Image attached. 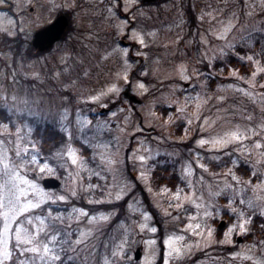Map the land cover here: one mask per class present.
I'll use <instances>...</instances> for the list:
<instances>
[{"label": "rangeland", "instance_id": "rangeland-1", "mask_svg": "<svg viewBox=\"0 0 264 264\" xmlns=\"http://www.w3.org/2000/svg\"><path fill=\"white\" fill-rule=\"evenodd\" d=\"M191 2L197 20L193 27L188 0H0V42L6 35H20L28 46L35 31L59 14L70 18L65 38L41 55L16 58L0 44L4 60L0 61V196L7 204L12 192L22 212L31 200L35 202L37 190L43 189L59 206L55 209L52 201L45 200L38 209L17 212L11 222L13 259L9 264L34 255L15 250V229L35 232V218L47 216L49 210L53 216L62 214L64 225L58 230L68 233L60 245L63 251L57 253L58 264H105L106 260L108 264H155L161 253L163 264L166 259L168 264H264V0ZM229 24L230 30L218 35ZM135 33L144 35V44ZM232 55L243 59L248 70L231 63ZM181 65L190 79H183ZM140 83L147 91L139 88ZM113 85L118 91H110ZM125 91L140 102L131 101ZM85 118L90 123L83 124ZM47 122L66 132L68 140L55 155L41 159L31 133L37 124ZM236 126L245 139L223 148L198 143ZM141 155L146 157L144 162L138 159ZM102 156L114 161L111 170ZM189 163L193 171L186 179L182 168ZM45 164L51 171L42 169ZM160 164H169L177 174L174 185L154 183L153 171ZM46 177H56L62 185L46 189ZM134 177L159 211L165 226L162 244L156 218ZM121 186H126L125 194L117 200ZM20 191L23 201H19ZM212 192L220 194L212 197ZM130 193L119 219L108 227L118 210L100 204L120 202ZM59 196L66 200H58ZM82 198L95 206L93 210L77 203ZM249 200L256 206L249 205ZM177 203L182 207L177 208ZM129 204L140 211L134 212ZM196 204L213 205L208 209L213 215L205 218L204 208L197 210ZM73 208L86 209L89 217L112 215L102 224L83 216L76 220L70 215ZM144 211L150 219L141 230ZM222 219L227 224L219 236L217 222ZM240 219L247 220V230L241 233L237 228L230 243H221ZM152 227L157 231L152 232ZM207 228L212 229L210 241ZM89 231L87 239L77 244L80 233ZM181 236L171 246L187 245L189 250L169 257L165 241ZM237 236L249 239L237 242ZM39 241L46 243L43 234ZM137 248L142 250L139 260L135 259ZM31 264H41L38 255Z\"/></svg>", "mask_w": 264, "mask_h": 264}, {"label": "snow or ice", "instance_id": "snow-or-ice-1", "mask_svg": "<svg viewBox=\"0 0 264 264\" xmlns=\"http://www.w3.org/2000/svg\"><path fill=\"white\" fill-rule=\"evenodd\" d=\"M231 28V25L229 24V26L227 28H225L222 32L218 33V35L223 36L226 32H228ZM135 35L139 38V42L141 44H144V35L141 33H135ZM151 35V33L149 34ZM229 48L232 47L231 44L227 45ZM221 53H223V49L219 50ZM124 54L127 55V49L123 50ZM215 55V54H214ZM213 56H210L209 59H213ZM249 60L252 59V57H248ZM125 64H127V60H125ZM180 72L183 76V79L188 80L191 77H189L188 75H185V69L184 66L181 65L180 67ZM256 73H253V76H255ZM125 79H127V73H125ZM243 79V78H241ZM232 87V86H229ZM139 88L143 89L144 91H147V88L145 87V85L143 83L139 84ZM110 91H118V89L116 88L115 85L112 86V88L110 89ZM240 91L245 92V95H251V93H248L245 89H240ZM90 99L92 100H96L98 99V97L96 96H92L90 97ZM221 99H223V97H221ZM199 106V105H198ZM179 111H183V109H179ZM115 115V114H113ZM83 124H87L90 123V121H88L86 118L84 119V121L82 122ZM188 123H191V120L188 121ZM242 139H245V137L242 134V131L240 129L239 126H236L235 130H227L224 131L222 135L212 139V140H199L198 143L201 145L204 144H211L213 148H223L228 146L229 144L233 143V142H238L241 141ZM257 147H260L259 143L257 144ZM69 156H73V152L72 150H69L68 153ZM37 157L36 156H32V161H36ZM102 161H105L108 165L109 170H111V166L114 163V161H112L110 158L108 157H101ZM139 161L144 162L146 160V157L141 155L138 157ZM73 163H76V159L73 156ZM233 163H236V161H233ZM201 168H204L205 165L201 164L200 165ZM43 168H48V171H51V168L45 164L42 166ZM192 166L189 163L186 167L182 168V174L185 176V178L187 179L188 176H190L192 174ZM96 175H99V173H96ZM141 178L144 177V172L140 173ZM16 180L13 179L12 180V184H15ZM29 184H32L31 181H28ZM189 183H191V181H189ZM35 187V186H34ZM91 187V186H90ZM226 189L229 187V185L225 184L224 186ZM125 188L126 186H121L119 192H117L115 199L119 200L121 199V197L125 194ZM23 187L20 186V190H22ZM13 191H18L16 189H13ZM236 189L232 188V192L233 194H235ZM37 192L39 193V195H36V200L34 201H30L24 211L20 212V209L22 207L21 203L16 201L15 196L13 195L12 192H9V197H8V203L5 204L4 203V198L2 196H0V218L3 219V227L0 228V264H9L10 261H12L13 259V234H12V229H11V222L13 220L16 219L17 212L23 213V212H27L29 210H33V209H38L40 208L41 204L45 203V200H49L52 201V196L48 195L47 193L44 192L43 189H38ZM179 192V190H178ZM220 193L218 192H212L211 196L212 197H216L218 196ZM28 195V193H27ZM72 196L76 195V192L73 191L71 193ZM25 198V195L23 194L22 191H20V196H19V201H23ZM60 201H64L66 200L65 196H59L57 198ZM177 199H179V194L177 193ZM186 199H189L192 203H196L195 199L192 198H188L186 197ZM201 199H203L201 197ZM264 199V198H262ZM53 203L55 201H52ZM232 201L229 200V205H231ZM242 203H244V201H242ZM247 203L249 205L252 206H256L254 204L253 200H249L247 201ZM177 208L182 207L181 204L177 203L176 205ZM201 207L204 208V212L203 215L205 218L211 217L213 215V211H209L208 209L213 208V205L211 204H207V205H202V204H196V208L197 210H199ZM7 208V211H4V209ZM129 208H131L134 212H138L140 211L139 208H135L133 207L132 204H129ZM215 211H218V208L214 209ZM233 212H236L237 209H231ZM262 212H264V209H261ZM19 214V215H20ZM70 215H75V219L79 220L81 218V216H83L84 218H89L91 222H96V223H100L102 224L103 222H107L112 213H100L98 215H92L89 217V213L86 209L84 208H73L72 213H70ZM240 216L243 217L244 213H240ZM38 222V227L37 230L35 232H30V231H25L24 229H15V235H14V247L15 250L17 252H21V253H32L34 254L33 257L28 260V261H21L20 264H31V261L35 259V256H39L41 264H58V262H61V256L58 255V252H62L63 249L60 247V245L64 242L63 241V237L67 236L68 233L66 231H61L58 229H63V225H64V220H63V216L62 214H57L55 216H53L51 214V210H49V214L47 216H38L35 218ZM143 219H144V223H141L139 225L141 230H144L145 228L148 227V223L147 221L150 219V214L147 211L143 212ZM246 224H247V220L246 219H240L238 221L237 224H233L231 226V228H229L228 232L225 233V237L226 239L224 241H221V243H230V235L231 233L235 230V229H239V231L241 233L245 232L246 229ZM189 227H191V225H189ZM197 228H199L200 226L197 225ZM152 232H156L157 229L155 227L151 228ZM207 232V238L210 241L212 238V229L211 228H207L206 229ZM43 234L46 243H41L39 241V236ZM90 231L89 232H81L80 233V238H78L76 240V243L79 244L81 243L83 240L87 239V237L90 235ZM201 234L202 233H198ZM173 239H178V240H182L183 237H169L168 240L165 241L166 244H169L170 246V251H169V257L171 256H181L186 254L187 250H189V246L185 245L183 248H173L171 246V241ZM150 243H154V241H151ZM122 245L123 242L120 246H118L120 248V252L122 253ZM118 253L117 252H113L112 255L116 256ZM105 264H108V261H105ZM165 264H168V261L166 259Z\"/></svg>", "mask_w": 264, "mask_h": 264}, {"label": "trees", "instance_id": "trees-1", "mask_svg": "<svg viewBox=\"0 0 264 264\" xmlns=\"http://www.w3.org/2000/svg\"><path fill=\"white\" fill-rule=\"evenodd\" d=\"M161 1H166V0H155L154 3H160ZM187 12H188V17L190 21V26L193 27L194 25H196L197 20H196V15L193 11L191 0H188ZM126 15L127 16L125 17H128V14ZM25 43H26L25 39L22 38L20 35H17V36L6 35L3 37L2 42H0L1 46H3L5 50L10 51L16 58L18 57L20 58L22 56L34 57V56L43 54V52H39L38 50H36L31 43H29L28 46H26ZM242 60L239 57H236L234 55L230 56V62L235 64L236 67L244 69V70H248L247 63ZM0 61L4 62V60L1 57H0ZM133 76H135V74ZM126 89L129 90L128 87ZM116 103L117 102H114L113 106ZM5 113H6L5 110L1 111V116L3 118L6 117ZM31 137L35 140L36 142L35 146L37 145L36 148L39 151L40 156L43 158L45 157L47 158V157H51L52 155H55L58 152L59 148L63 145V143L68 140L66 132L59 130L51 122H47L45 124H37L36 129L34 130L33 133H31ZM153 180L156 185L172 186L177 182L178 176L174 171L171 170L169 164H162V165L160 164L153 171ZM136 182L138 184L139 189L141 190V194L145 202L147 203L150 211L153 213V215L156 218V222H157L158 229H159L158 235L160 237V242L162 244L163 238L165 236V226H164L162 219L159 218V211L152 204L149 198L148 192L141 186V183L137 179H136ZM131 195H132L131 193L128 194L120 202L100 204V207L102 208H117L118 210L115 217L112 219V222L110 223V225L115 224L117 222L125 206H127L131 198ZM77 201H78L77 203H79L83 207H86L90 210H93V207H95L93 204L88 203V201L84 198L77 200ZM224 217H227V215H224ZM217 230L220 236L221 230L219 229ZM246 238L249 239V237H246ZM216 251L220 252L219 248ZM200 254L201 253L197 254L193 259L199 258ZM192 261L193 260H190L189 262H192ZM72 264H76V263H72ZM155 264H163V254L162 253L160 255L159 260Z\"/></svg>", "mask_w": 264, "mask_h": 264}, {"label": "water", "instance_id": "water-1", "mask_svg": "<svg viewBox=\"0 0 264 264\" xmlns=\"http://www.w3.org/2000/svg\"><path fill=\"white\" fill-rule=\"evenodd\" d=\"M150 1V0H147ZM69 25V18L65 14L59 15L54 22L46 27L38 30L33 38V46L40 51H45L52 47L56 41L62 38ZM128 94V93H127ZM133 101H139L135 95L130 96ZM61 185V181L55 177H48L44 179V186L46 188L56 189ZM225 224L224 221L220 223V227ZM142 254L139 248L136 253V259H140Z\"/></svg>", "mask_w": 264, "mask_h": 264}]
</instances>
